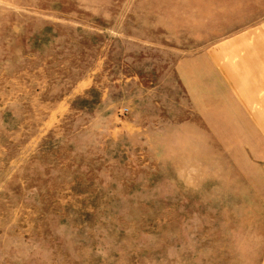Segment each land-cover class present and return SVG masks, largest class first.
Listing matches in <instances>:
<instances>
[{
	"label": "rangeland",
	"instance_id": "1",
	"mask_svg": "<svg viewBox=\"0 0 264 264\" xmlns=\"http://www.w3.org/2000/svg\"><path fill=\"white\" fill-rule=\"evenodd\" d=\"M0 264H264V0H0Z\"/></svg>",
	"mask_w": 264,
	"mask_h": 264
}]
</instances>
